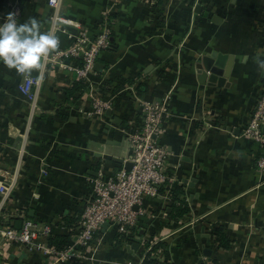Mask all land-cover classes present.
I'll list each match as a JSON object with an SVG mask.
<instances>
[{"label":"crops","instance_id":"crops-1","mask_svg":"<svg viewBox=\"0 0 264 264\" xmlns=\"http://www.w3.org/2000/svg\"><path fill=\"white\" fill-rule=\"evenodd\" d=\"M15 2L17 23L35 17L42 31L51 28L47 0H0V12ZM59 15L74 22L57 31L59 48L81 30L93 33L104 17L111 21V47L99 54L90 77L97 93L113 98L112 113H80L91 106L86 83L53 53L31 110L18 90L23 77L0 62V187H9L6 198L0 191V225L28 217L76 228L90 180L113 173L130 153L125 131L140 123L138 100L169 93L160 141L188 213L169 214L179 204L171 188L170 199L148 203L154 217L129 228L128 237L103 228L99 261L60 264L147 259L146 247L157 238L152 246L165 254L149 257L161 263L264 264V171L255 163L258 146L241 134L264 84L253 62L256 55L264 59V0H61ZM210 51L233 55L227 85L198 82L194 65ZM218 224L230 240L227 249L211 235ZM0 264L52 263L24 246L0 243Z\"/></svg>","mask_w":264,"mask_h":264},{"label":"built area","instance_id":"built-area-1","mask_svg":"<svg viewBox=\"0 0 264 264\" xmlns=\"http://www.w3.org/2000/svg\"><path fill=\"white\" fill-rule=\"evenodd\" d=\"M61 0H47L52 10V20L59 17ZM16 13L18 19L21 8L19 3H8L6 9L0 12V24L4 22L7 13ZM66 25V24H65ZM61 29V26H60ZM111 21L104 17L99 21L93 33L81 30L71 35V42L64 48H59L52 57L63 67L72 71L78 80L86 83L85 94L90 101L88 110H80L89 117H103L107 110L113 107V98H106L97 93L91 75L99 54L111 46ZM70 60L71 63H66ZM33 79L22 78L18 90L29 101L31 110L35 107L37 89L39 85ZM170 95L165 93L161 98H140L138 100V116L140 123L125 131L130 143V153L125 161L131 163L127 169L124 162L113 173L99 175L90 180V195L85 200L76 228L68 229L61 220L54 222L37 223L28 217H22L21 225H0V239L3 246L21 245L30 251H36L46 257L52 264L89 260L92 263L99 261L97 251L102 247L104 236L103 225L107 223L109 229L114 228L119 235H127L128 229L137 227L139 222L149 213L148 203L158 198L170 199V189L174 177L169 174L167 165L170 151L160 137L163 126L169 116ZM264 84L257 97L250 117L242 128V136L258 146V157L255 161L257 168L264 171ZM6 198L9 187H0ZM1 217V213H0ZM58 229L70 232L69 242L62 248L49 244V239ZM146 247L152 253V244ZM158 257L162 250H154ZM128 264H148L146 257H139Z\"/></svg>","mask_w":264,"mask_h":264},{"label":"clouds","instance_id":"clouds-1","mask_svg":"<svg viewBox=\"0 0 264 264\" xmlns=\"http://www.w3.org/2000/svg\"><path fill=\"white\" fill-rule=\"evenodd\" d=\"M73 23L55 17L52 20V27L42 31L41 23L35 17L17 23L16 13H7L4 22L0 24V62L7 69H14L25 79H33L32 74L36 72L34 81L42 85L45 81L48 58L60 45L57 31L61 25ZM253 62L258 66V74L264 76V59L256 55Z\"/></svg>","mask_w":264,"mask_h":264},{"label":"water","instance_id":"water-1","mask_svg":"<svg viewBox=\"0 0 264 264\" xmlns=\"http://www.w3.org/2000/svg\"><path fill=\"white\" fill-rule=\"evenodd\" d=\"M199 6L197 5L195 7V10H198ZM215 18V17H214ZM233 65V55H225L221 54L215 51H210L202 55L197 63L194 65L195 69L197 70V80L201 84H210V85H216V86H223L227 85L225 82L226 78L229 76L231 68ZM99 66V63L96 62L94 65V70L97 69ZM264 77V76H262ZM112 111L107 110L106 114L111 115ZM262 132L264 133V125L262 127ZM119 163H122V159H115ZM125 168H129L131 166V163L128 161H125L124 163ZM187 183V181H184ZM11 225L15 228H19L21 225V220H16L14 223L11 222ZM107 223L103 225V228L106 227ZM208 237V235H206ZM137 243H132L130 245L131 248L135 249L137 248ZM210 249H204L205 256L210 255Z\"/></svg>","mask_w":264,"mask_h":264},{"label":"trees","instance_id":"trees-1","mask_svg":"<svg viewBox=\"0 0 264 264\" xmlns=\"http://www.w3.org/2000/svg\"><path fill=\"white\" fill-rule=\"evenodd\" d=\"M98 25L99 23H97V26ZM181 187H182L181 185H177L175 183L171 189V194L174 196V198L177 201H179V204L173 207L171 211L169 212V214H171L173 218L183 217L188 213L187 207L184 206V202L179 196L180 194H182ZM58 231L59 230L55 231L54 235L49 239V244L55 245L57 248H62L69 242L70 232H67V231L58 232ZM211 235L213 236V240L214 242L217 243L218 247L223 248V249L229 248L230 240L222 224L213 226V228L211 229ZM156 248L157 247H153V250H155ZM163 254H165V252H163ZM146 256H147L148 264H166V263H161L156 258H150L149 252L146 254ZM206 264H214V261L210 259L209 261H207Z\"/></svg>","mask_w":264,"mask_h":264},{"label":"rangeland","instance_id":"rangeland-1","mask_svg":"<svg viewBox=\"0 0 264 264\" xmlns=\"http://www.w3.org/2000/svg\"><path fill=\"white\" fill-rule=\"evenodd\" d=\"M157 234H160V233L157 232ZM160 238H161V236H160ZM151 241H154V238H153V240H151ZM0 243L2 244L1 239H0ZM152 253H153L154 255L157 254L154 250L152 251ZM162 256H163V252H162Z\"/></svg>","mask_w":264,"mask_h":264}]
</instances>
